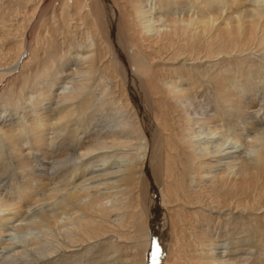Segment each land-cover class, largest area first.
<instances>
[{"label": "bare ground", "instance_id": "bare-ground-1", "mask_svg": "<svg viewBox=\"0 0 264 264\" xmlns=\"http://www.w3.org/2000/svg\"><path fill=\"white\" fill-rule=\"evenodd\" d=\"M263 107L264 0H0V264H264Z\"/></svg>", "mask_w": 264, "mask_h": 264}, {"label": "rangeland", "instance_id": "rangeland-1", "mask_svg": "<svg viewBox=\"0 0 264 264\" xmlns=\"http://www.w3.org/2000/svg\"><path fill=\"white\" fill-rule=\"evenodd\" d=\"M257 100H259V99H257ZM260 101V100H259ZM259 101H257V103H260ZM258 106H260V105H258ZM264 108V107H263ZM262 112L264 113V109H262ZM262 113V114H263ZM260 115V114H259ZM264 115V114H263ZM262 116V115H261ZM261 122H263L264 123V117H263V119L261 118ZM151 188H152V186H151ZM143 192H142V195L140 196V199L143 201L144 200V195H143V193L145 192V189L144 190H142ZM150 196V195H149ZM149 196H147V197H149ZM151 198H152V195H151V197H149L148 199L149 200H151ZM153 199V198H152ZM164 218V217H163ZM161 218V220H160V224H158V230H159V241L161 242H159V245H157V247H151V252L152 253H150V255H149V260H148V262H147V264L149 263V264H151V263H153V264H162V263H164L165 264V260H166V258H167V255H168V251H169V247H170V244H169V242H170V240L172 239V237H171V235H172V229H173V227H172V225H171V223H172V221L170 220V219H168V218ZM170 221H171V223H170ZM169 225V226H168ZM171 231V232H170ZM163 232V233H162ZM171 243V242H170ZM154 248L156 249L155 251H156V256H157V258H155L156 256H154L153 255V251H154ZM159 256H158V255ZM151 256H153V257H151ZM154 258V260H152ZM164 260H162V259ZM157 259V260H156ZM162 260V261H161ZM153 261V262H152Z\"/></svg>", "mask_w": 264, "mask_h": 264}]
</instances>
